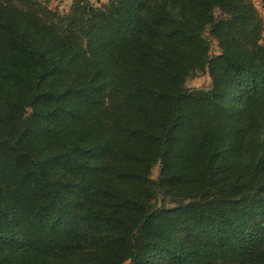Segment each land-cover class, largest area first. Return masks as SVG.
Here are the masks:
<instances>
[{
    "label": "trees",
    "instance_id": "1",
    "mask_svg": "<svg viewBox=\"0 0 264 264\" xmlns=\"http://www.w3.org/2000/svg\"><path fill=\"white\" fill-rule=\"evenodd\" d=\"M263 30L252 0H0V264H264Z\"/></svg>",
    "mask_w": 264,
    "mask_h": 264
},
{
    "label": "rangeland",
    "instance_id": "2",
    "mask_svg": "<svg viewBox=\"0 0 264 264\" xmlns=\"http://www.w3.org/2000/svg\"><path fill=\"white\" fill-rule=\"evenodd\" d=\"M42 2L49 5L54 11L59 12L60 14H67L69 13L73 0H41ZM108 0H94L96 4L98 3H106ZM254 6L259 11L263 24H264V0H252ZM262 42L264 43V30H263V39ZM211 55H218L220 53V49L217 45L215 40L211 39ZM212 81L207 73V66L202 64L200 68V72L187 80V87L190 89H204L207 90L211 87ZM159 176V167L156 166L152 171V177L150 178L148 184L151 185L152 183L156 182ZM158 206L164 207H172L175 206V203L171 201L170 198L162 195H159L157 198ZM218 263V262H216Z\"/></svg>",
    "mask_w": 264,
    "mask_h": 264
}]
</instances>
